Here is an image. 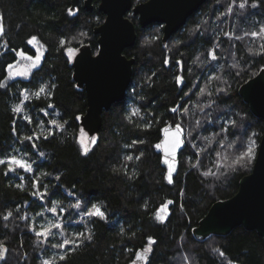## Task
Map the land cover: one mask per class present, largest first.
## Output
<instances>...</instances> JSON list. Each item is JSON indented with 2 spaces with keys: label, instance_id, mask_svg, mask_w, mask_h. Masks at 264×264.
<instances>
[{
  "label": "trees",
  "instance_id": "trees-1",
  "mask_svg": "<svg viewBox=\"0 0 264 264\" xmlns=\"http://www.w3.org/2000/svg\"><path fill=\"white\" fill-rule=\"evenodd\" d=\"M141 1L145 0H133L135 4ZM83 2L79 0L73 9L78 11L71 16L67 10L72 0H0L4 28L0 35V81L7 76V65L17 60L13 48H24L28 54L35 55L33 45L27 44L32 36L45 46L41 65L30 77L15 78L7 88H0V156L18 148L28 155L30 162L34 161L33 173L18 169L17 173L5 176L7 169L0 166V242L7 248L4 255L2 251L4 259H0V264H42V260L49 258L44 254L45 249L49 254L55 253L57 250L48 245L43 248L37 245L29 226L35 221L39 230L38 213H46L48 207H57L59 211L60 206L74 203L77 198L89 208L92 203L101 205L107 220L85 218L87 224H84L79 222V215L69 216L64 235H58L53 242L72 239L75 232L86 229L91 230L93 239L74 251L64 250L66 259L59 264H130L148 247L149 237L156 244L142 264H183L184 254L195 264H264V241L256 230L241 225L227 235L212 234L204 240L197 239L193 233L215 201L237 192L241 177L251 171L255 160L235 170L221 169L224 174L218 178L204 176V171L216 170V152L227 151L229 161L230 156L233 160L235 152L230 153L229 149H242L253 132L259 143L264 131L263 119L251 112L239 93L240 85L264 67V52L260 51L264 40L244 35L258 31L264 23V0H258L256 8L251 7L253 0H248L246 9L234 8L232 15L225 16L221 13L226 12L231 0H206L165 43L162 24L141 27L138 17L129 11L127 15L137 30L135 44L124 50L128 57L135 58L132 81L126 97L103 112L101 131L87 155L79 142L83 128L77 119L87 109V95L74 80L72 60L66 49L90 44L96 52L98 35L94 27L103 22L105 15L98 9L99 0L93 1L92 10L85 9ZM240 2L236 0L237 4ZM197 24L201 25V31L194 32ZM81 32L87 36L81 37ZM72 37L76 40H71ZM62 39L66 41L64 47L60 45ZM216 45H219L218 60L212 62L216 65L213 69L201 62ZM249 48L254 52H248ZM197 56L200 61H196ZM165 59L170 64L166 65ZM176 61L182 64L177 66ZM233 64L237 67H232ZM177 75L183 76V84L176 82ZM210 75H221V80L208 84L212 97H201L196 86L204 88ZM42 84L50 86L51 95L30 97L25 102L22 115L32 118L28 124L22 115L18 117L12 112V107L23 99L24 89L34 92ZM225 87L227 92L217 97L216 89ZM211 99L216 103L206 110L211 113L208 122L197 131L212 137L223 125L228 129L223 137L225 150L219 146V137L207 152L198 154L186 142L177 160L174 182L169 184L164 156L154 147L161 140L162 129L181 119L186 130L191 126L190 121H203L204 113L196 105ZM175 106L189 108V115L182 117L180 111L172 113L170 110ZM134 107H139L141 113L129 120ZM233 119L239 127L230 126ZM52 120L62 127L52 125ZM147 123L151 124L150 128L145 127ZM33 132L41 137L34 141L35 147L31 146L33 142L25 141L21 145L17 140V135L23 137ZM193 136L196 137L193 143L204 146L206 142L199 140L197 132ZM134 140L144 143L133 145ZM140 152L143 156L136 160ZM127 155H132L133 160H126ZM197 156L199 170L188 163H195ZM31 178L39 180L41 193L47 188L43 199L39 193L32 195L35 189ZM17 184L24 186L17 188ZM168 200L174 203L169 205V215L162 222L156 213ZM16 208L20 209L19 213ZM8 211L13 216L5 221L2 217ZM25 213L29 217L27 221L20 218Z\"/></svg>",
  "mask_w": 264,
  "mask_h": 264
},
{
  "label": "water",
  "instance_id": "water-1",
  "mask_svg": "<svg viewBox=\"0 0 264 264\" xmlns=\"http://www.w3.org/2000/svg\"><path fill=\"white\" fill-rule=\"evenodd\" d=\"M93 1L84 0V8L92 10ZM205 1L145 0L135 4L133 0H99L98 9L105 18L94 27V33L98 35V50L95 52L90 44H83L72 60L74 80L87 95V109L81 115L80 124L88 134L89 148L91 140L101 131L103 112L126 97L132 81L135 58L128 57L124 50L135 44L137 30L128 12L132 11L138 17L141 27L162 24L165 43ZM78 2L72 0L71 9H75ZM262 69L264 67L240 85L239 93L251 112L264 121ZM184 148L178 151L177 160ZM241 225L248 230H256L264 241V131L252 169L241 177L237 192L229 198L215 201L193 228V233L197 239L204 240L212 234L227 235ZM138 255L147 258L149 252L140 251Z\"/></svg>",
  "mask_w": 264,
  "mask_h": 264
},
{
  "label": "snow or ice",
  "instance_id": "snow-or-ice-1",
  "mask_svg": "<svg viewBox=\"0 0 264 264\" xmlns=\"http://www.w3.org/2000/svg\"><path fill=\"white\" fill-rule=\"evenodd\" d=\"M249 6L248 0H241L239 4L236 3V0H231V3L227 6L226 12L221 13V16L225 15H232L233 14V9L238 8L239 10H244L246 7ZM259 6L258 0H253V3L251 4V7L256 8ZM68 14L71 16H75L76 11L73 9L69 8ZM98 19V18H97ZM217 19H220L218 16ZM207 24V22H205ZM206 30V29H205ZM194 32H199L201 31V25L197 24L196 28L193 30ZM4 33V28H3V17L0 16V35H3ZM81 37L87 36L86 32H81L79 33ZM225 35H230L229 33H225ZM245 36H251L253 38H260L261 40H264V23L259 25V30L258 31H251V32H245ZM237 39H242V37H237ZM71 40H76V37H72ZM37 37L32 36L27 40L28 45H34L37 43ZM70 43L71 41H67ZM79 42V41H78ZM66 41L61 40L60 45L61 47H64ZM182 43V42H181ZM41 47H43L41 45ZM219 47V45H216L215 47L211 48L207 52V56L205 61H202L201 63L204 65H211L212 68L214 69L216 67L215 64H212L213 61L218 60V56L216 54V48ZM12 51L15 53L16 56L19 57V59L15 60L13 63H9L7 65V73L8 75L4 77L2 81H0V88H7L9 81L14 80L16 77H24L28 78L32 75L33 69H38L41 65L42 58H43V53L40 51V49H37V54L35 55H30L24 48H20L17 50L16 48H13ZM67 54L70 58L75 59L76 54L79 52L78 48H72L68 47L66 49ZM260 51L264 52V44L260 45ZM248 52L252 53L254 52L253 48H249ZM259 54V53H257ZM201 55H204L202 53ZM210 58V59H209ZM196 61H200V57H196ZM169 59H165L164 63L170 64ZM177 66L181 65V61H176L175 62ZM232 67H237V65L233 64ZM261 71H264L262 69ZM222 74V73H221ZM239 73H237L238 75ZM176 82L178 84H183L184 78L182 75H177L175 77ZM207 82L205 84L204 88H200L198 85L197 90L199 92V95L201 97L207 96V97H212L213 92L208 91V84L211 83L213 80H221V75H210L206 78ZM223 83L227 84V81H222ZM48 84H42L38 86L37 90L34 92H30L29 89H24L21 93L23 99L19 101V103L15 106L12 107V112L16 114L18 117H20L24 112H25V102L29 101L30 97H35L39 99L42 94L44 95H51V92L48 90L49 89ZM51 87H55V85H51ZM227 92V87L225 88H218L216 89V96L218 97L220 93H225ZM216 103L215 99H211L208 102H204L202 104H197L196 107L199 109L200 112L204 113V120L202 121L201 119H195L194 121H190L191 126L186 130L185 127L183 126V119L180 121L174 122L173 124H169L165 126L162 129L163 132V139L157 143L154 147L156 149H159L163 152L164 158H163V163L164 165H167V175L166 179L169 184H172L174 182V172L176 171L177 168V153L180 151L186 144L192 149H195L196 152L194 154L198 153H204L209 150V148L212 147L213 141L215 138L219 137V146L221 149L224 148L223 144V137L224 134L228 132L227 128H224L223 125L221 126V129L219 132H214L212 137L204 136L202 134H199L197 130L201 129L203 127L204 123L208 122V119L211 115L210 112L206 111L208 109H211L213 104ZM48 107H52V105H49ZM43 111V109H42ZM172 113H177L178 111L181 112L182 117H187L189 115V108H182L181 106H175L170 110ZM141 113V109L139 107H134L131 109V115L128 117L129 120L132 119L134 116H138ZM47 114V113H45ZM22 118L27 121L28 124L32 123V118L29 115H22ZM77 119H80L77 117ZM243 119V118H241ZM13 133L16 134L17 130L15 127V121L13 122ZM52 125H57L58 127H62V125H58V122L56 120L51 121ZM230 126L236 128L239 127V124L237 120L233 119L229 121ZM145 127L150 128L151 124L147 123ZM197 132L199 135V140L201 142H206L204 146L198 147L197 144L193 143L192 141L196 138L193 136V133ZM255 135V134H253ZM44 139H48V137H43ZM41 137L37 135L35 132H33L30 135H24L23 137H20L17 135V140L21 145L25 141L28 142H33L31 144L32 147H35V140H39ZM92 144L96 143L95 139L91 140ZM137 143H144L143 140H134L132 141V144L135 145ZM80 144L82 145L83 148V153L85 155L88 154L90 151L88 144L85 143L84 139L80 140ZM125 147H128L126 145ZM231 147V145H229ZM256 142L255 140H252L250 144H248L245 148V150L238 154L235 159L231 160L230 162L227 161V158H224V160H220V152H216L217 156V161L216 164L214 165L215 171L212 169H209L207 171L203 172L204 176H216L217 178L219 175H223L224 172L221 171V169L225 170H235L237 167H244L251 161L255 159L256 156ZM214 150V149H213ZM40 156H44L43 152H40ZM143 156V152H140L138 156L135 157L136 160H139L140 157ZM126 160L132 161L133 156L132 155H127L125 157ZM188 163L191 164V167L199 170L200 168V158L197 156V159L195 163H192L191 161H188ZM34 161L30 162V158L26 153H22L20 149L18 148H13L11 152L4 154L3 156H0V166H5L7 171L4 172V175L7 176L9 173H17L18 169L23 170L26 173H33L34 168H33ZM47 175V174H45ZM21 180L24 179L23 176L20 177ZM32 179V187L35 189L32 192L33 196H36L38 193L40 194V198L43 199L44 196L47 194V188L45 187V190L43 193L40 192V184L39 180L36 178H31ZM56 180H60V176H56ZM23 184H17L15 187L17 188H23ZM174 202L172 200H168L167 203L163 204V206L160 208L159 212L157 213V219L160 221H164L167 218L168 214V208L169 205H172ZM147 207V205H145ZM17 213L20 212L19 208H16L15 210ZM47 213L52 214V218L48 219L45 215L44 212L38 213V215L41 218H44L45 223L41 224L39 226V230H37L36 222L33 221L31 223L30 230L34 232V235L36 237V243L40 247L43 248V246L48 245L51 249H56L57 251L55 253L49 254L47 252V249L44 250V254L48 255L49 258L42 260V264H59L60 261H64L67 256V251H74L76 247H79L81 244H83L85 241H92L93 236L91 234L90 229H86L85 231H78L73 234L72 239H64L62 242H53L56 240V237L63 236L66 229V222L67 218L71 215H79L80 221L84 224H87V221L85 218H99L100 220H107V214L106 210H102L101 205L92 203L91 207L89 208L85 202L82 201V199L77 198L74 203H69L67 206H60L59 211L57 207H48L47 208ZM13 216L12 211H8L6 214L3 215V220L7 221L9 220L10 217ZM23 220H29V217L27 213L22 215L20 217ZM123 232V229H121ZM148 247L144 249L145 252H151L152 251V246L156 244V241L154 238L149 237L148 238ZM0 250H2L4 253H7V248L4 247L3 242H0ZM67 250V251H64ZM223 255V253H220ZM137 259H145L146 257H141L137 255ZM0 259H4V256H0ZM133 264H135V261H133Z\"/></svg>",
  "mask_w": 264,
  "mask_h": 264
},
{
  "label": "rangeland",
  "instance_id": "rangeland-1",
  "mask_svg": "<svg viewBox=\"0 0 264 264\" xmlns=\"http://www.w3.org/2000/svg\"><path fill=\"white\" fill-rule=\"evenodd\" d=\"M37 43H35L34 45H33V47L35 48V50H36V54H37V49L39 48L40 49V51L43 53V56H44V53H45V46H44V44L39 40V38L37 37ZM41 45L43 46V47H41ZM0 47H1V45H0ZM72 48H76V47H72ZM70 58V57H69ZM17 59H19V57H17ZM71 60H73L72 58H70ZM42 60H43V58H42ZM34 70V69H33ZM7 75H8V73H7ZM16 78H24V77H16ZM10 82V81H9ZM254 132L252 133V134H250V137H248L247 139H246V143H245V145H244V147L242 148V149H237V150H235L234 148H231V150L229 149V152L231 153V152H235L234 153V155H233V159H235L236 158V156L238 155V154H240V153H242L244 150H245V148H246V146L248 145V144H250L251 143V141L252 140H255V142H256V145H257V147H256V153H257V149H258V146H259V143H258V138L257 137H255L254 135ZM81 139H84V141H85V143H87V144H89V140H88V134H87V132L85 131V130H81V132L79 133V142H80V140ZM81 145V144H80ZM240 147V146H239ZM81 148H82V145H81ZM82 150H83V148H82ZM223 150H225V149H223ZM227 154H229L227 151H226V154H225V152H221L220 153V157H219V159L220 160H224V158H227V161H229V156L227 155ZM164 158V157H163ZM230 161H231V156H230ZM229 161V162H230ZM249 164V163H248ZM167 166V165H166ZM163 206V205H162ZM161 206V207H162ZM160 207V208H161ZM160 208H159V210H160ZM159 210L157 211V213L159 212ZM45 213V212H44ZM157 213H156V216H157ZM45 215H46V217L48 218V219H51L52 218V214H50V213H45ZM169 215V208H168V214H167V216ZM45 223V220H44V218H41V217H39V219L37 220V224H38V226H40L41 224H44ZM58 237V236H57ZM213 241V240H212ZM5 253L3 252V255H4ZM182 262H183V264H195L194 262H193V260L189 257V255H187V254H184V255H182ZM130 264H133V262L132 263H130ZM135 264H142V259H137L136 261H135Z\"/></svg>",
  "mask_w": 264,
  "mask_h": 264
}]
</instances>
